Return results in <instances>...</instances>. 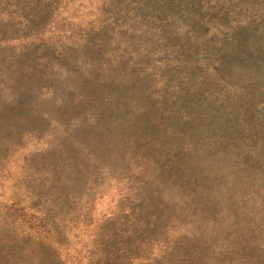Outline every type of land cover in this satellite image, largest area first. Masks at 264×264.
Returning <instances> with one entry per match:
<instances>
[{"label":"rangeland","instance_id":"1","mask_svg":"<svg viewBox=\"0 0 264 264\" xmlns=\"http://www.w3.org/2000/svg\"><path fill=\"white\" fill-rule=\"evenodd\" d=\"M116 3L0 0V264H264V39Z\"/></svg>","mask_w":264,"mask_h":264},{"label":"trees","instance_id":"2","mask_svg":"<svg viewBox=\"0 0 264 264\" xmlns=\"http://www.w3.org/2000/svg\"><path fill=\"white\" fill-rule=\"evenodd\" d=\"M116 5L120 14L140 13L153 19L144 33L161 30L157 34L174 42L196 43L199 36L213 31L209 46L218 48L233 37L242 38L247 28L256 40L264 39V0H117ZM99 41L101 47L107 46Z\"/></svg>","mask_w":264,"mask_h":264}]
</instances>
